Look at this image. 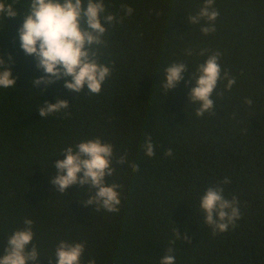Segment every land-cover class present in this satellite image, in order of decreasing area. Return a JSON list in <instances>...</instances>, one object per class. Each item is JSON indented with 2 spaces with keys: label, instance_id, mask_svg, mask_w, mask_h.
Instances as JSON below:
<instances>
[{
  "label": "trees",
  "instance_id": "16d2710c",
  "mask_svg": "<svg viewBox=\"0 0 264 264\" xmlns=\"http://www.w3.org/2000/svg\"><path fill=\"white\" fill-rule=\"evenodd\" d=\"M104 3L106 13L123 19L106 26L99 62L112 73L99 94L86 88L76 94L63 79L33 87L43 72L20 48L26 9L12 4L17 15L0 20V59L16 80L14 88H0V255L28 218L38 264H50L48 257L55 264L61 240L85 244L81 264H159L169 241L175 264H264V0H214L219 15L207 35L200 31L205 19L194 25L187 19L204 0ZM122 5L133 9L130 16ZM214 52L221 53V75L236 83L228 91L227 81H218L213 110L197 117L199 104L187 100L191 77ZM172 63L187 70L166 94L164 69ZM57 97L69 108L42 118L40 105ZM147 136L152 157L142 148ZM95 138L113 145L115 171L106 182L121 186L118 212L86 206L88 186L61 193L50 182L64 148ZM120 157L125 162L118 164ZM216 185L237 199L240 218L214 233L198 202Z\"/></svg>",
  "mask_w": 264,
  "mask_h": 264
},
{
  "label": "clouds",
  "instance_id": "9594fccd",
  "mask_svg": "<svg viewBox=\"0 0 264 264\" xmlns=\"http://www.w3.org/2000/svg\"><path fill=\"white\" fill-rule=\"evenodd\" d=\"M20 3L26 9L22 25L18 28L20 48L25 55L33 56L36 68L43 75L30 81L33 87L43 84L45 87L59 80H64L63 87L76 94L85 88L91 94H99L104 82L110 77L112 68L99 62L100 48L106 45L104 36L107 27L120 23L123 19L112 13H106L104 0H0V20L4 17H15L17 12L12 4ZM214 0H204L198 13L187 17L192 25L199 24L201 19L207 21L200 31L207 35L215 31L214 21L218 11L213 7ZM124 15L130 16L133 9L121 6ZM103 22V23H102ZM207 50L200 51L204 55ZM188 55L192 54L188 50ZM221 53L214 52L196 67L195 79L188 93L192 103H198L195 115L200 117L205 112L211 113L214 101L211 98L218 81H227L225 90L230 91L236 83L226 71L221 75L219 63ZM11 61V56L8 57ZM187 70L185 63H172L164 69L162 88L165 93L183 79L182 74ZM16 80L12 76L9 66L0 59V88H14ZM43 90H41V93ZM246 104L252 101L246 99ZM67 100L56 98L55 103L45 101L38 109V114L45 118L53 113L68 109ZM68 115V112L64 113ZM146 156L155 155L154 145L150 136L145 138L142 145ZM64 159L56 160V174L50 178L51 184L63 193L68 187L77 184L88 186L92 191L84 201L86 206H95L96 210L104 209L108 212L119 211V192L121 187L116 183H107L106 177H111L115 169L113 161V145L102 142L100 138L81 141L75 148L68 146L62 150ZM166 156H171L169 149ZM125 162L120 157L118 164ZM132 170L138 171L136 164L130 165ZM228 179L221 183H227ZM198 207L204 214V223L215 232H225L229 226L235 227V221L240 218L238 201L235 197L227 199L223 195L220 185L208 187L199 197ZM24 227L14 230L6 239L4 254L0 255V264H38L41 257L37 246L32 243L34 232L33 221L26 218ZM177 238L187 241V236ZM175 241H169L166 254L159 264H175ZM85 244L61 240L54 251L55 264H81ZM51 264V257H48ZM87 264H96L95 259H89Z\"/></svg>",
  "mask_w": 264,
  "mask_h": 264
}]
</instances>
